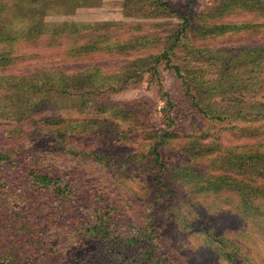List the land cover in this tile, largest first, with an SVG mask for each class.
I'll list each match as a JSON object with an SVG mask.
<instances>
[{
  "label": "rangeland",
  "instance_id": "obj_1",
  "mask_svg": "<svg viewBox=\"0 0 264 264\" xmlns=\"http://www.w3.org/2000/svg\"><path fill=\"white\" fill-rule=\"evenodd\" d=\"M169 1L182 16L188 12L209 14L220 10L218 7L224 2ZM129 2L135 3L134 0H0V42L14 36L20 39L26 31L29 37L12 43L7 49L9 54L2 58L6 63L0 61V150L19 146L22 155L27 156L29 149L43 151V145L37 146L38 142L51 145L39 136H29L28 129L22 135L10 133L8 126L23 118L30 122L28 126L34 120L50 116L91 122L95 127L85 137L77 134V143H55L49 148L47 162L49 165L53 161L68 163L75 158L78 163L73 166H81L82 172L92 180L89 184L101 185L106 199L118 206L119 214L114 216L120 232L134 233L129 224L148 225L157 235L159 250L169 264H264V229L256 219L247 217L256 202L262 201L264 205V167H260L252 154L238 157L237 153L224 150L228 146L240 151L237 147L250 141L249 137L240 139L241 135L264 129V13L249 5L243 11L241 8L234 18L230 15L217 20V24L242 23L244 28L232 37H220L217 47L203 55L194 48L181 52L186 56L173 63L183 67V77L166 61L159 64L164 88L175 111L174 125H179V136L162 143L156 134L167 128L164 123L167 98L160 94L148 65L143 67L138 62L148 56L146 49L126 47L122 53L108 50L87 53L80 45L88 44L91 36L75 35L78 41L74 43L70 37L60 38L63 33L57 35L65 27L81 29V24L119 21L134 25L150 20L126 15ZM259 3L264 6V0ZM238 4V8L243 6V0ZM169 16L175 23L181 21L180 17ZM195 35L190 32L189 44H195ZM126 42L140 44L138 40ZM242 46L259 48L255 66H248L246 60L250 61L251 55L240 50ZM234 47L240 51H231ZM228 57L234 67L230 80L226 81L222 73ZM45 81L55 84L54 90L50 94L51 87L35 91ZM244 128L249 132L242 131ZM45 133L46 130L41 132ZM203 133L219 134L223 138L221 155L215 166L206 170L235 177L227 179L222 190L219 184L203 182L199 176L204 172L198 171L197 178H193L198 167L181 150L186 134ZM257 137L261 143L247 147L254 153L264 151V136ZM74 145L85 147L88 154L82 159L69 155L68 151L76 150ZM235 180H243L244 184L255 180L256 190H245L243 184L237 188L238 193L232 187L236 186ZM206 186L215 187L214 192ZM19 202L24 206L22 200ZM51 204L42 199L46 211L38 215L40 225L55 238L50 248L69 247L75 252L73 246L81 248L89 259L101 258L105 242L88 233L79 238L77 227L72 229L70 225L73 224L70 219L79 212L74 211L71 217L67 212L59 216L50 213L53 216L50 218L46 215ZM256 215L264 216L260 211ZM5 224L0 217V235L7 247L11 245L21 254L28 251L27 245H32L31 255L35 260L45 256L36 234L32 236L33 243L28 241V244L18 237V221L11 222V227ZM76 236L77 240L72 241ZM23 259V264L30 261L27 255ZM46 260L48 264H57L51 257L47 256Z\"/></svg>",
  "mask_w": 264,
  "mask_h": 264
},
{
  "label": "trees",
  "instance_id": "obj_2",
  "mask_svg": "<svg viewBox=\"0 0 264 264\" xmlns=\"http://www.w3.org/2000/svg\"><path fill=\"white\" fill-rule=\"evenodd\" d=\"M238 1L240 0H224L222 5L218 7L220 10L212 11L209 14L188 12L187 15L182 16V14H178L173 9L169 0H134L135 3L131 4L129 2L126 5V8L128 7L126 15L150 20L135 22L134 25H128L126 22L119 21L100 24H81V29L73 28V26L65 27L61 31H58L57 35L63 33L60 38L70 37L74 43L78 41L75 35L91 36L92 38L88 44L80 45V48L87 53L100 50L122 53V50L126 47L132 49L138 47L140 50L146 49L148 56L138 59V62L143 67L148 65L147 69L151 72L152 78L158 83L160 94L167 98V107L164 109V123L167 128L162 130L160 134H156L157 137L162 139L161 142L165 143L170 138L179 136V125L177 124V127L174 125L176 121L175 111L172 109L170 94L164 88L159 64L162 61H166L167 65L170 64L179 77H183V67L180 64L173 63L175 60H180L186 56L181 52L194 48L200 49L201 55H203L207 51H212V48L217 47L215 45L219 43L220 37H232V35L234 36L244 28L242 23L228 22L226 24H217V20H222L230 15L234 18L240 13L238 11L241 8L243 11V8L249 5H253L256 7V10L264 13V6L259 3L261 0L257 4H253L256 3V0H243L244 5L240 8H238V5H240ZM169 15L180 17L181 21L175 23L168 19L171 17ZM194 19H196L195 22ZM26 32H24L26 35L20 39H29ZM169 32H171V36L168 35ZM190 32L196 33V38L193 39L195 41L194 45L189 44ZM20 39L14 36L13 38L3 39L0 42L1 62L4 55L9 54V50H7L9 46H12V43ZM128 39L129 41L138 40L140 44L127 43ZM57 40L58 38H56ZM237 40L239 41L240 38ZM240 50H246L251 55V60H246L249 67L250 65L255 66L258 63L256 60L260 51L258 47L242 46ZM231 51L234 53L239 52L238 48L235 47L231 48ZM231 60L228 57L224 60L225 63H223L224 71L222 74L226 81L230 80L232 76L230 71L231 69L233 70L234 62ZM8 62L10 63L11 60L8 59ZM133 63L136 62L133 60ZM236 66L237 64H235ZM47 83L48 81L43 82L42 85L36 87L35 91H42V87H51L50 90L48 88L50 94L54 90L53 86L55 84ZM29 89L31 90L30 87ZM244 89L245 87L241 90V93ZM103 121L98 120L101 123ZM29 123L28 120L23 118L16 121V124L8 126V129L11 131L10 133H17L18 135H22L24 129H28L27 134L29 136H39L42 141L51 143L52 146L38 142L37 146L39 144L43 145V151L39 149L30 151L29 149L26 151V153H29L27 156L26 154L22 155V149L19 146L11 147L10 145L5 150H0V217L6 221V227H11V222L18 221L20 223L19 227L17 225V230L19 231L18 237L27 240L28 244H30V241L31 244L33 243L32 236L36 234L38 238L36 241L39 244L42 243V256H45L35 260L31 255L34 251L32 245H27L28 251L26 253L18 254L19 252L13 246H6V242L2 235H0V264H23L24 255L30 258L28 264H48L49 262L46 260L47 256L56 259L57 264H169L166 263V260L162 256L163 253L159 250V244L156 242L157 235L152 230H149L148 225L129 224L135 229L134 233L130 230L127 233L118 230V222L114 216L116 213L119 214L118 206L106 199L108 197L105 192L102 193L101 185L91 186L89 184L92 180L87 178V173L82 172L81 166L77 168L73 166L78 163L75 158L72 157L68 163L53 161L52 164H48L47 157L50 151L47 150L54 147L55 143L61 144L68 141L67 144L72 142L75 144L78 141V138H76L77 134H83L85 137L92 127L95 126H91V122L86 120L60 116H50L41 120H34L28 126ZM174 126L176 128L172 129ZM45 130L47 133L42 135L41 132ZM244 130L247 129L244 128L242 131ZM55 133H57L56 136ZM261 135L264 136V129L250 130L249 133L240 136V139L243 137H249L250 139L247 144L237 147L241 149L240 151H236L235 147L228 146L224 150L230 153H237L236 156L238 157H248L252 154L255 159L259 160L260 167H264V151L257 150L254 153L250 149H247L249 146L255 147L259 145L262 140L260 141L257 136L261 137ZM183 141L185 142L181 146V150L189 158H193L195 160L194 164L198 167L194 171L193 178H197L198 171L200 173L204 172L199 178L202 177L204 179L203 182L219 184L222 187L221 190L227 183V179L235 178L230 173L221 176L217 175V173L206 172L209 166H215L217 159L222 153L221 149L223 148L224 141L219 134L214 136L208 133H203L202 135L186 134ZM64 148L62 147V149ZM74 148L76 149L75 151H68L69 155L74 154L82 159V157H85L84 155L88 154L85 147L80 148L78 145H74ZM59 151L62 150L60 149ZM81 152H83V155ZM60 158H63V156ZM209 158L211 160L207 163L206 160ZM205 162L206 165L204 164ZM187 172L190 173V170H187ZM262 176L264 177V173H262ZM243 184V180H235L236 186L232 187L239 193L237 188L242 187ZM256 186L255 180L251 184L248 182L244 184L245 190L250 188L252 191L256 190ZM206 187H210L208 190L214 192L215 187ZM201 191L202 189L199 192ZM245 195L247 196V192ZM40 196L42 199L48 200L49 204L52 203L50 205L51 209L48 210L49 214L46 215L47 217H53L50 213L59 216V214L64 212L70 213L71 217L74 211L76 213L79 212V214L70 219V221H73V224L70 223L72 229H76L77 227L79 238H81V235L83 236L88 233L92 238H98L102 242H105L103 256L96 259L90 257L89 259V256L85 255L81 248H74L72 245L75 252H71L72 249L69 247L67 248L68 250L63 248L52 250L50 246L54 245L52 240H55V238L51 236L47 229L40 225V221L38 220V215L42 211H46L42 208ZM262 196H264V186ZM262 196L261 199L263 198ZM20 200L24 202V206L20 204ZM238 205H241V203H238ZM257 211L262 212L264 215L262 201L256 202L255 207L247 217L256 219L261 224V228L264 229V216L256 215ZM48 226L50 228V224ZM10 229L12 232H15L13 228ZM69 230L70 228L67 229V231ZM75 238L72 241L77 240V236Z\"/></svg>",
  "mask_w": 264,
  "mask_h": 264
}]
</instances>
